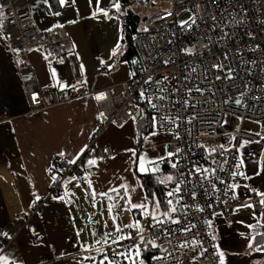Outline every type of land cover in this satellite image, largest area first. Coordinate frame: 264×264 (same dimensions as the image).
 I'll return each instance as SVG.
<instances>
[{
	"label": "crops",
	"instance_id": "0c3cea01",
	"mask_svg": "<svg viewBox=\"0 0 264 264\" xmlns=\"http://www.w3.org/2000/svg\"><path fill=\"white\" fill-rule=\"evenodd\" d=\"M29 2L38 28L67 26L70 29L73 49L60 58L46 56L40 48L16 53L0 27V228L7 241V244L0 243V262L49 264L64 260L66 264H100L104 254L94 250L97 241L138 232L136 228L125 227L137 220L144 230L153 224L151 217H137L136 209L129 210L127 197L132 203H148L149 211L153 210L152 197L147 195L140 179V173L150 171H139V161L144 158L147 168L155 167L160 158L165 157L166 144L173 135L152 131L145 135L148 145L138 150L137 119L122 126L109 125L98 143L110 144L114 153L94 159L96 163L91 164L89 172L81 179L70 176L63 192L54 196H48L53 181L51 160L63 153L61 156L67 161L77 162L87 149L97 120V108L90 94L106 86L119 92L118 84L131 77L136 64L131 39L143 28L148 14H140L134 0H118L119 12L113 7V0ZM125 20L130 25L127 33L124 32ZM24 59L35 69L46 94L53 89L76 87L79 96L28 113ZM261 147L248 143L241 147L243 178L235 187L236 194L244 200L258 197L255 202L244 203L254 207H241L242 204L233 208L232 225L221 214H215L211 221L215 246L218 254H224V264H264V249L249 247L264 226V205L259 203L264 197L257 194L264 192V164L261 162L264 147ZM130 150L137 154L134 166L132 159L127 160L125 156L132 152ZM121 185H127V196ZM42 198L45 199L42 211L32 216L25 226V217H31L34 204ZM109 205L121 208V215L114 213L116 207L110 212ZM160 213H163L161 207L158 216ZM35 236H39L40 241L34 240ZM139 246L141 261L148 264L146 250L153 245L142 241ZM125 250L119 248V251ZM121 262L130 264L124 259Z\"/></svg>",
	"mask_w": 264,
	"mask_h": 264
},
{
	"label": "built area",
	"instance_id": "2783aa9c",
	"mask_svg": "<svg viewBox=\"0 0 264 264\" xmlns=\"http://www.w3.org/2000/svg\"><path fill=\"white\" fill-rule=\"evenodd\" d=\"M138 1L150 4L152 0ZM0 13H3L2 31L16 53L40 48L46 56L60 58L73 49L67 26L47 29L36 26L29 0H0ZM185 14L189 19L181 22ZM132 43L137 58L134 75L118 84L119 92L106 86L90 94L97 108L96 129L79 161L71 163L64 156H53L50 170L56 179L50 185L48 196L60 195L70 176L81 179L86 175L91 168L89 160L112 155L113 147L100 145L99 138L109 125L122 126L132 121L137 112L141 116L142 104L146 103L152 118L156 117L153 131L173 135L166 144L164 159L155 167L159 168L156 174L166 181L165 168L177 164L182 215L172 216L179 223L164 218L163 224H151L142 233L131 234L133 239L120 240L121 236H117L107 239L106 243L97 241L94 250L112 257L113 250L146 241L160 250L149 258L148 264L191 261L221 264L212 235L213 216L221 214L232 225V209L258 199L244 200L230 185H236L243 178L241 147L247 143L264 147V131L257 135L244 128L246 120L259 122L264 127V0H170L169 8L144 18L143 28L134 34ZM22 63L26 71L24 89L30 107L28 113L79 96L76 87L53 89L46 94L35 69L26 59ZM213 65H222V68ZM141 90H144L143 99ZM101 94L104 98L97 99ZM151 104L157 107L154 109ZM169 152L175 155L169 157ZM196 167L216 171L196 173ZM203 175L208 179L202 180ZM169 182H164L167 188L162 198L165 201L170 199L167 192L176 187ZM192 191L196 193L195 198ZM44 201L43 198L36 201L30 218L19 214L25 217V226L32 216L42 211ZM114 213L121 215V208H114ZM134 214L141 216V210L136 209ZM186 228L189 230L185 231ZM34 240L40 241L39 236ZM2 242L7 244L0 228ZM49 264L66 263L56 260Z\"/></svg>",
	"mask_w": 264,
	"mask_h": 264
},
{
	"label": "snow or ice",
	"instance_id": "6c2138e0",
	"mask_svg": "<svg viewBox=\"0 0 264 264\" xmlns=\"http://www.w3.org/2000/svg\"><path fill=\"white\" fill-rule=\"evenodd\" d=\"M61 3H64V0H60ZM113 7L117 10V12L120 11V8H121V5L119 4L118 0H113ZM99 11H103L102 9H99ZM105 15H107V12H104ZM93 15H96V13L94 12ZM2 17H3V13H0V27H2ZM115 54V52L113 53ZM83 67V66H82ZM213 67L215 68H222V65H213ZM55 73L53 72V75ZM134 75V73H133ZM229 78H231V71L229 70ZM165 79H167V77H165ZM217 79H220V77H217ZM149 80H151V77H149ZM147 83V82H146ZM197 91H200V89H196ZM161 91H164L163 89ZM104 98V94H101V96L97 97V99H103ZM141 98L143 99L144 98V90H141ZM163 98V97H161ZM149 103H151V100L149 99ZM187 103V102H185ZM237 104L240 103V100H237L236 101ZM152 108H156L157 106L155 104H151ZM102 115V114H101ZM138 117L136 116H133L132 119L133 120H136ZM164 119H168L167 117H164ZM153 120V123L155 124V121H156V117H153L152 118ZM153 135H156L155 132L152 133ZM145 139H147V137H145ZM86 147V146H85ZM221 148H223V145H220ZM83 151V150H82ZM133 152V155H135V151L134 150H130ZM177 152L180 151V149H177L176 150ZM213 152L216 151L215 148L212 149ZM60 155H63V153H60ZM169 157H172L175 155V153H172V152H169L167 154ZM161 160L164 159L163 157L160 158ZM71 163H75V161H70ZM89 164H95L96 161L95 160H89L88 161ZM148 163L150 164H155L156 162L155 161H148ZM242 163V161H241ZM171 167L172 168H176L177 167V164L176 163H172L171 164ZM237 167H239V165H237ZM139 171L141 172H148V171H151L153 173L159 171V168L158 167H152L151 169L147 168L145 166V160L144 158H141L140 161H139ZM203 171V173H208L209 171H211L212 173H214L216 170L215 169H203L201 170V168L199 167H196L195 168V172L196 173H201ZM191 175V172L189 173ZM237 173H233V175H236ZM241 175H243L242 173H240ZM53 179L55 180L56 177H53ZM202 180H207L208 179V176L207 175H203L201 177ZM174 180V177L169 175L166 177V181H173ZM166 181H161V183H164ZM223 183V182H222ZM121 187H123L125 189V192H126V196H127V185H121ZM231 188H235L237 187V185H230ZM213 188H215V185H213ZM135 189H133L134 191ZM111 191H118L117 189H112ZM182 191L181 187H180V184L177 183L176 187L172 190V191H169L167 192L166 196L167 197H174L176 196L177 193H180ZM259 196L261 197H264V192H258L257 193ZM93 195L95 196L96 194L93 193ZM99 195L101 196H107L108 194L107 193H100ZM191 195L193 196V198H195V191H192L191 192ZM121 199H125V197H121ZM145 201H147V197L144 198ZM182 199V197H177L176 199V203L179 204L180 203V200ZM127 203L130 205V209H139L141 210V215H144V216H149L151 217V220L153 222V224L155 225H160V224H163L165 223V220L164 219H160L159 216H163L165 218H167V220H170L172 223H179V220L178 219H173L172 218V213H175L177 212V207L173 204V200L172 199H167L166 203H167V206H168V211H165L163 213H160L159 216H158V213H159V209L161 207V202L159 201V199L153 195L152 197V205H153V210L150 212L149 209H148V203H145V202H141V203H132L131 201V198L130 197H127ZM259 203L261 205H264V199H261L259 201ZM113 207H116V205H109V211L111 212L112 211V208ZM241 207H254L252 204H244L242 205ZM201 211H203V209H200ZM255 215V213H254ZM115 219V218H113ZM125 227H129V228H136L138 230V233H142L143 232V227L142 225L140 224V221H135L134 223L132 224H129V225H126ZM250 228L252 227H255V225H249ZM185 231H188L189 229H184ZM117 231H120L119 228H117ZM139 238L141 240H143V236L140 235ZM120 240H123V239H133L132 235L129 234L127 237H124V236H121L119 237ZM213 239H215V237H213ZM107 241H105L106 243ZM99 243V241L97 242ZM113 243H118V241H114ZM251 242L249 244V247H251ZM133 248H135V252H133ZM257 250H261L260 248H257ZM220 262L221 264H224V261H223V257H224V254L221 252L220 254ZM113 259H109L108 255L105 253L103 259L100 261V264H104L105 261H108V264H120V261L119 260H116L115 257H123L124 260L126 261H130V264H143L142 261L139 260L140 258V246L133 243L132 245H129L125 251H115L113 250ZM87 259V257L85 258ZM154 259H159V257H154Z\"/></svg>",
	"mask_w": 264,
	"mask_h": 264
},
{
	"label": "trees",
	"instance_id": "16d2710c",
	"mask_svg": "<svg viewBox=\"0 0 264 264\" xmlns=\"http://www.w3.org/2000/svg\"><path fill=\"white\" fill-rule=\"evenodd\" d=\"M122 2L128 1V0H121ZM55 5L56 3L53 2ZM145 16H143L144 18ZM130 21V19H129ZM127 20L124 21V32L127 33L128 30H130V25L126 24ZM131 44L132 39H131ZM134 48V47H133ZM135 50V49H134ZM135 65L134 64V70H135ZM142 107L145 109V114L139 116L136 120V130H137V141H138V148L141 147L142 143V138L148 133H151L154 130V125H153V120H152V111L151 108L146 103L142 104ZM166 173L174 177L173 181H170L171 186H176L177 183L180 181V174L178 167L172 168V167H167L165 168ZM140 179L141 182L146 190V193L149 197H153L155 195L159 201L161 202V208L162 211H168V206L166 201L162 198V193L164 190L167 188V186L164 183H161L163 181L157 174L156 172H148V173H141L140 174ZM177 197H181V193H177L176 196L170 197V199L173 200V204L177 207V212L172 213L171 215L174 216L175 218L180 217L182 215L183 209H182V199L180 200V203H176ZM252 248H260L264 249V226L261 227L260 231L255 235L254 237V242L252 245ZM160 250L155 249L153 246L149 247L146 250V257L149 260L150 257L153 255L157 254Z\"/></svg>",
	"mask_w": 264,
	"mask_h": 264
},
{
	"label": "rangeland",
	"instance_id": "374dc122",
	"mask_svg": "<svg viewBox=\"0 0 264 264\" xmlns=\"http://www.w3.org/2000/svg\"><path fill=\"white\" fill-rule=\"evenodd\" d=\"M134 2L137 5V7H139L140 14H143V15L150 14V13H153V12L162 11V10L167 9V8L170 7V0H166V2L163 3V4H160L159 3L160 0H152L150 2V4H145V5H143V4L141 5L136 0H134ZM188 19H189V15L185 14L184 16H182L180 18V21L181 22H185ZM145 112H146L145 109L142 108V115L145 114ZM244 128H245V130L247 132L254 133V134H257V135H260L264 131V127L262 126V124L259 123V122L253 121V120H246L245 125H244ZM136 133H137V131H136ZM145 137L148 138V136H143V138H142L141 147H143V148H144V146L146 144L148 145V142H146ZM141 147L138 148V150H141ZM125 156H126V159L127 160H129L130 158L132 159L133 166L136 164V162H137V154L133 155V152H127V153H125ZM261 162L264 164V156H263ZM102 240H105L106 241L107 239H102ZM116 251H119V248ZM98 252H100V251H98ZM133 252H135V248H133ZM101 253L104 254L103 252H101ZM140 256H141V253H140ZM113 258H114L113 256L112 257H109L110 260L113 259ZM115 259L116 260H119L120 261V264H123V262H121V259H124L123 257H115ZM139 260L141 261V258H139ZM127 263H128V261H127ZM104 264H108V261H105ZM138 264H139V262H138Z\"/></svg>",
	"mask_w": 264,
	"mask_h": 264
},
{
	"label": "water",
	"instance_id": "95a60500",
	"mask_svg": "<svg viewBox=\"0 0 264 264\" xmlns=\"http://www.w3.org/2000/svg\"><path fill=\"white\" fill-rule=\"evenodd\" d=\"M136 60H137V58L135 59V62H136ZM133 73H134V72H133ZM139 114H140V112H137L135 116H136V117H139Z\"/></svg>",
	"mask_w": 264,
	"mask_h": 264
}]
</instances>
